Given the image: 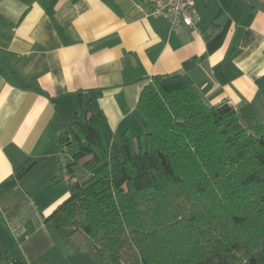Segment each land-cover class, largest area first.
Here are the masks:
<instances>
[{
	"label": "crops",
	"instance_id": "0c3cea01",
	"mask_svg": "<svg viewBox=\"0 0 264 264\" xmlns=\"http://www.w3.org/2000/svg\"><path fill=\"white\" fill-rule=\"evenodd\" d=\"M155 1L58 0L49 13L42 0H0V245L10 260L100 264L68 260L74 242L45 222L69 195L67 180L52 181L60 156L73 157L56 127L73 121L80 93L110 137L146 134L139 99L158 75L181 74L209 104L249 103L264 118V0H196V27L177 30L150 15Z\"/></svg>",
	"mask_w": 264,
	"mask_h": 264
},
{
	"label": "trees",
	"instance_id": "16d2710c",
	"mask_svg": "<svg viewBox=\"0 0 264 264\" xmlns=\"http://www.w3.org/2000/svg\"><path fill=\"white\" fill-rule=\"evenodd\" d=\"M57 1L42 0L49 13ZM256 84L264 93V76ZM138 111L144 136L110 137L92 99L78 95L73 121L56 127L62 149L78 146L52 180H67L69 195L45 222L110 263L264 264L259 111L211 105L181 74L154 76ZM79 165L97 167L81 181ZM0 264L23 263L0 245Z\"/></svg>",
	"mask_w": 264,
	"mask_h": 264
},
{
	"label": "built area",
	"instance_id": "2783aa9c",
	"mask_svg": "<svg viewBox=\"0 0 264 264\" xmlns=\"http://www.w3.org/2000/svg\"><path fill=\"white\" fill-rule=\"evenodd\" d=\"M196 0H156L150 15L166 19L172 30L180 26L195 28L199 20L195 12Z\"/></svg>",
	"mask_w": 264,
	"mask_h": 264
},
{
	"label": "rangeland",
	"instance_id": "374dc122",
	"mask_svg": "<svg viewBox=\"0 0 264 264\" xmlns=\"http://www.w3.org/2000/svg\"><path fill=\"white\" fill-rule=\"evenodd\" d=\"M68 151H69L70 154H73L74 155L78 151L77 144L75 143L74 144V147L73 148H69ZM62 156H65V155H61L60 156V159H61ZM96 167H97V165L90 166L89 168L84 167L83 165L77 166L75 168V173L77 175V178L79 180L83 181L85 178H87V175H89L90 172L93 169H95ZM85 246H88V247H85ZM84 247L85 248H89V250L92 252L91 244H90L89 241H86L85 243L79 244L78 247H77V244H75V243H71V245H68V246L65 245L64 246V248H65L64 250L65 251H63V252H65V254H67L66 258L68 260H71L72 254H70V253L73 252V253H77V254H74L75 258H79L81 260H99L98 262H100V264H124V262H122V261L110 263L107 260H103L101 257H93V259H92L86 253L84 254V252H83V248ZM93 256H96V255H93ZM100 260H102V261H100ZM53 263H55V264H69V261H66L65 258L63 257L62 259L61 258H58L57 261H54L53 260ZM45 264H48V263L46 262Z\"/></svg>",
	"mask_w": 264,
	"mask_h": 264
},
{
	"label": "water",
	"instance_id": "95a60500",
	"mask_svg": "<svg viewBox=\"0 0 264 264\" xmlns=\"http://www.w3.org/2000/svg\"><path fill=\"white\" fill-rule=\"evenodd\" d=\"M60 161H61V164H62V167L64 168V169H66V167H67V158H66V156H62L61 157V159H60Z\"/></svg>",
	"mask_w": 264,
	"mask_h": 264
}]
</instances>
